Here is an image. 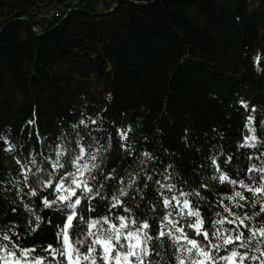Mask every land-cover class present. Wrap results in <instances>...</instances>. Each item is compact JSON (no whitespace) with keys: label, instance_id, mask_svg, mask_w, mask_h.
Listing matches in <instances>:
<instances>
[{"label":"trees","instance_id":"trees-1","mask_svg":"<svg viewBox=\"0 0 264 264\" xmlns=\"http://www.w3.org/2000/svg\"><path fill=\"white\" fill-rule=\"evenodd\" d=\"M0 137V246L11 250L0 247V264H61L54 250L72 209L57 198L71 191L81 203L70 235L77 223L83 239L96 231L84 221L108 217L104 233L125 217L124 234L148 233L159 253L145 264H191L172 227L201 239L179 214L184 200L209 233L234 219L226 207L252 230L264 225V196L219 180L264 184V0H0ZM78 156L91 171L75 178L91 193L71 183ZM120 188L128 195L113 208ZM235 192L247 199H228ZM173 196L181 204L165 207ZM213 243L218 256L234 247ZM257 247L259 235L247 252L259 259L245 264H262Z\"/></svg>","mask_w":264,"mask_h":264},{"label":"snow or ice","instance_id":"snow-or-ice-1","mask_svg":"<svg viewBox=\"0 0 264 264\" xmlns=\"http://www.w3.org/2000/svg\"><path fill=\"white\" fill-rule=\"evenodd\" d=\"M80 123H83V121H81ZM0 139H2V137H0ZM251 139L255 140V136H252ZM8 150L10 151L11 149L9 148ZM81 151H83V149H81ZM60 155V153H57L58 157ZM144 155L148 156L149 154L144 153ZM80 159H82V157L78 156L74 160V163L77 167V172L69 173V175L74 177L71 183L74 184L76 188H81V186L83 185V190L91 193L93 189L88 186L87 179L78 181V179L75 178L77 176V173H79L80 176H83L85 172L91 171L89 165H79L78 161ZM91 159L94 160L95 156L93 155ZM213 163L215 164V159H213ZM60 167H63V165H60ZM92 167H95V165H93ZM217 170L219 171V168ZM259 171L264 173V167L260 168ZM91 179H95V177H91ZM149 179H151V177H149ZM262 179H264V177H262ZM219 180L221 183L228 181L233 185L239 183V185L245 188L248 192L254 193L258 196H264V184L249 186L243 181L229 180V177L224 174L220 175ZM132 182L134 183V181ZM121 183H123V181H121ZM160 186L161 188L165 187V185L163 184H161ZM128 187H131V183H129ZM167 187L169 190H171V188L174 186L167 185ZM62 190L69 191L68 189H64L63 183H61L56 188L57 192H60ZM31 194L36 195V192L33 191ZM76 195L77 194L75 191H71V194L69 196L60 195L57 198L58 201H67L66 208L72 209V211L66 216L64 227L59 233L61 237V246L60 248L54 250V255L61 258L63 264H81V262H87V264H97V259H99L100 264H145V258L149 256L150 251L156 255L159 254L156 251L155 245L151 250L149 249L148 244L149 241L152 240V237L149 236L148 233H141L140 229H137V231L135 232L128 231L127 235L124 234V230L128 228V225L123 223V221L126 219L125 217H119V219L122 221L119 227H117V225L115 224H112L110 225V228L108 230H105L104 233H100L97 225L108 224V217H104L102 220H95L91 222L84 221L89 228L96 229V231H87L83 234V239H80L81 233L76 231V229H79L80 227L79 223H77L70 235L68 229L73 228V220L74 218H76L75 207L76 205H79L81 203L79 198H76L75 200L72 199V197H75ZM127 195L128 193L125 188L118 189V194H114L112 196V207L115 208L122 203L120 200V196ZM181 195L188 196L192 194L181 193ZM235 198H239L240 200L247 199V197H245L241 192H235L234 197H229L228 199L231 200ZM173 200L176 201V204H181V201L177 200L176 197L173 196L171 199L167 197L164 198V206L172 207ZM55 203H57V200H53L51 202H49L47 199L44 200V204L46 207H51L52 204ZM239 206L243 207V205ZM124 210L128 211V209L126 208ZM185 210H187L186 215L193 218L192 222L188 224V227L193 229L194 235L201 237V239L197 240L189 236L184 232V229L182 227L177 228L176 223H172V227L177 232L181 233L184 244L190 246L186 249V251L191 264H219L220 260H223L225 264H236L237 258H239V264H245L246 259H259V257L256 256L249 257L247 255V252L250 251L249 245L251 241L258 235L262 240H264V225H261V227L256 230H252L251 225L245 224V220L250 219V217L245 216L241 218L226 207L225 211L228 212L230 217H234V219H217L214 222L213 227H215L216 225H220L221 227L217 228L216 231L209 233L208 229L204 227L205 222L203 219H201L200 211H198L196 207L191 205L188 200H184L182 202V207L179 214L181 216L185 215ZM260 211L264 212V207H262ZM169 215H171V213H169ZM217 215H219V213ZM36 219L39 220L40 217L37 216ZM79 220H83V217H79ZM237 222L240 226L248 229L250 234L239 231L238 228L225 229L222 227L225 223L233 224ZM132 223H135V221H132ZM142 228H149L148 223H143ZM225 232H235L236 235H223V233ZM165 235L166 233L164 231L161 230L159 232V237H164ZM167 235L170 236V234ZM92 237H95V239H91ZM181 237H173V239L177 244H179L181 242ZM2 238L6 240L10 239V237H8L7 235H4ZM213 238H215V240L217 241H222L223 245H233L234 247H232L230 255L218 256L217 254L219 253L222 245L220 243L214 244ZM85 242H87V247L82 252L78 245H82ZM0 247L8 250L11 254V250L9 249L8 245H3ZM240 248H243L246 251L242 253L239 251ZM224 250L226 252L228 251L227 248ZM256 251L260 252L261 257H264V252H261L259 247L256 248ZM113 253H115V255H113ZM28 254V251H25L23 253V256L26 257L28 256ZM177 259L180 261V264H185L184 260L180 259V257H177ZM36 264H41V262L37 261ZM148 264H152V261L149 260ZM262 264H264V261H262Z\"/></svg>","mask_w":264,"mask_h":264},{"label":"rangeland","instance_id":"rangeland-1","mask_svg":"<svg viewBox=\"0 0 264 264\" xmlns=\"http://www.w3.org/2000/svg\"><path fill=\"white\" fill-rule=\"evenodd\" d=\"M128 129V126L125 125V127L122 130V137L125 138L126 137V131ZM57 259L61 262V264H63V262L61 261V258L57 257Z\"/></svg>","mask_w":264,"mask_h":264},{"label":"built area","instance_id":"built-area-1","mask_svg":"<svg viewBox=\"0 0 264 264\" xmlns=\"http://www.w3.org/2000/svg\"><path fill=\"white\" fill-rule=\"evenodd\" d=\"M100 1L103 2L104 0H100ZM50 14H52V12Z\"/></svg>","mask_w":264,"mask_h":264}]
</instances>
